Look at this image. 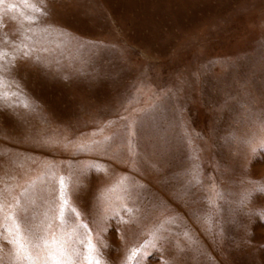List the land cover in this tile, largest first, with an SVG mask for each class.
<instances>
[{"label":"rangeland","instance_id":"374dc122","mask_svg":"<svg viewBox=\"0 0 264 264\" xmlns=\"http://www.w3.org/2000/svg\"><path fill=\"white\" fill-rule=\"evenodd\" d=\"M33 2L48 51L30 57L13 44L38 14L0 5L5 90L20 93L0 101L4 183L46 197V163L82 170L71 200L103 264H129L153 233L139 264H264V0ZM108 195L126 207L105 212Z\"/></svg>","mask_w":264,"mask_h":264},{"label":"snow or ice","instance_id":"6c2138e0","mask_svg":"<svg viewBox=\"0 0 264 264\" xmlns=\"http://www.w3.org/2000/svg\"><path fill=\"white\" fill-rule=\"evenodd\" d=\"M4 2L5 0H0V5ZM24 3L38 15L24 17L35 26L26 30L31 32L32 36L27 37L29 43L22 44L20 47L13 44V49L17 54L30 57L35 51H48L47 48L38 49L37 45L40 40L35 38L48 32L47 27H40V17L46 16L47 13L33 0H24ZM15 7V4L9 5V8ZM4 43L11 42L5 39ZM6 56V50L0 48V101L8 102L11 97L18 96L20 93L5 90L13 83L5 76L7 69L3 60ZM15 59L16 55H12L9 67L14 64ZM36 59L40 57L36 56ZM21 102L23 107H29L26 98ZM9 106L12 104L9 103ZM121 119L128 121L125 127L129 135H135L136 120H129L128 117H121ZM259 143L264 146V138H261ZM99 144L98 141H91L76 145V148L81 151L90 150L98 147ZM131 144L129 140L130 152L132 151ZM250 150L254 151L255 145H250ZM44 168L45 171L36 179L43 178L45 187L42 191L46 193V197H38L27 187H21L20 192L16 193L15 186L4 183L3 178H0V184H4V187L0 188V250H3L5 246L8 247V264H103L99 259V248L94 243L93 229L83 222L82 214L71 200L72 190L79 176L83 175V171L70 170L67 175H63L55 162L46 163ZM117 191H127L122 179L107 189L110 194ZM116 201H121V203L117 204ZM122 201V196L108 195L105 201V212L110 211L114 214L119 207H126ZM39 207L43 208L42 212L37 211ZM105 218L101 216L97 220L99 231L104 230L102 221ZM155 239L156 235L153 233L140 248L131 249L127 256L129 264L133 262L139 264L138 257L144 248ZM0 264H4L2 259H0Z\"/></svg>","mask_w":264,"mask_h":264}]
</instances>
